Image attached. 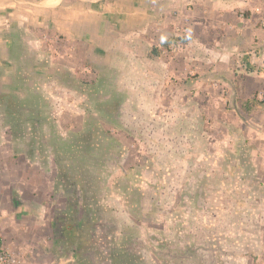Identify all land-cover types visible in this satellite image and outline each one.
<instances>
[{"label":"rangeland","instance_id":"374dc122","mask_svg":"<svg viewBox=\"0 0 264 264\" xmlns=\"http://www.w3.org/2000/svg\"><path fill=\"white\" fill-rule=\"evenodd\" d=\"M35 37L52 67L19 69L37 90L17 97L40 107L42 131L70 137L96 118L113 137L91 188L103 207V256L126 246L144 264H264V70L241 69L236 55L212 58L183 34L144 52L114 50L97 66L72 57L59 33ZM35 57L41 67L45 58ZM114 100L115 113L106 110ZM9 121L0 115V132ZM48 151L34 158L45 164ZM49 165L53 187L73 194ZM99 255L94 264L110 263Z\"/></svg>","mask_w":264,"mask_h":264},{"label":"crops","instance_id":"0c3cea01","mask_svg":"<svg viewBox=\"0 0 264 264\" xmlns=\"http://www.w3.org/2000/svg\"><path fill=\"white\" fill-rule=\"evenodd\" d=\"M36 31H53L66 37L74 46L67 52L94 66L111 62L108 54L114 50L144 52L149 46L158 48L170 36L183 34V44L204 45L212 58L220 61L236 55L234 62L241 69L252 74L264 70V0H0L3 92L15 96L34 92L32 72L21 73L19 69L52 67L48 55L36 49L40 42ZM36 53L40 60L45 58L41 67L40 63L36 65ZM2 128L3 247L21 264H77L71 251L58 255L49 247V243H56L54 214L67 200L64 190L53 187L50 165L45 166L46 162L53 163L57 180L52 156L45 157V164L29 158L25 150L15 147L19 139L11 137L9 127Z\"/></svg>","mask_w":264,"mask_h":264},{"label":"trees","instance_id":"16d2710c","mask_svg":"<svg viewBox=\"0 0 264 264\" xmlns=\"http://www.w3.org/2000/svg\"><path fill=\"white\" fill-rule=\"evenodd\" d=\"M118 108L119 102L114 100L106 110L115 113ZM0 115L3 119H10L7 126L11 137L27 139L26 154L29 158L35 157L36 150L43 152L48 148L60 183L65 188L72 189L73 194L67 196L68 210L57 211L53 217L55 241L64 244L66 248L61 251L56 247L55 253L65 255L71 251L77 264H94V252L100 253L99 259L107 258L101 254L99 242L105 241L107 237L99 235L97 231L104 222L103 207L98 193L91 188L95 187L98 169L103 168L108 161L113 139L110 131L93 118L87 128L75 132L73 136L64 137L53 126L49 135L45 134L41 129L40 107L36 103H25L19 97L3 92L1 86ZM94 159L97 161L91 162ZM100 159L103 162H99ZM122 172L126 174V171ZM107 256L110 264H144L135 260L126 246L114 247Z\"/></svg>","mask_w":264,"mask_h":264},{"label":"built area","instance_id":"2783aa9c","mask_svg":"<svg viewBox=\"0 0 264 264\" xmlns=\"http://www.w3.org/2000/svg\"><path fill=\"white\" fill-rule=\"evenodd\" d=\"M0 264H16L13 255L7 251L0 241Z\"/></svg>","mask_w":264,"mask_h":264}]
</instances>
